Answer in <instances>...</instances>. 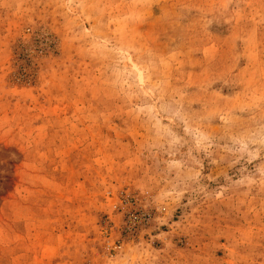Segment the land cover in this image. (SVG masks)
I'll return each mask as SVG.
<instances>
[{
  "label": "rangeland",
  "instance_id": "rangeland-1",
  "mask_svg": "<svg viewBox=\"0 0 264 264\" xmlns=\"http://www.w3.org/2000/svg\"><path fill=\"white\" fill-rule=\"evenodd\" d=\"M0 264H264V0H0Z\"/></svg>",
  "mask_w": 264,
  "mask_h": 264
}]
</instances>
